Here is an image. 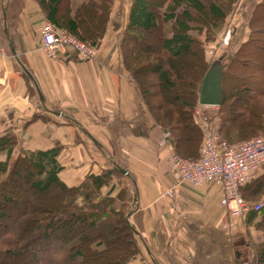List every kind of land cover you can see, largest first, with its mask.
I'll use <instances>...</instances> for the list:
<instances>
[{
  "label": "crops",
  "instance_id": "0c3cea01",
  "mask_svg": "<svg viewBox=\"0 0 264 264\" xmlns=\"http://www.w3.org/2000/svg\"><path fill=\"white\" fill-rule=\"evenodd\" d=\"M85 1L69 0V18ZM132 2H115L97 54L82 61L70 50L52 59L40 49L49 20L38 0H0V141H15L11 156L0 151V161L59 146L60 177L69 187L113 170L101 190L113 197L128 191L127 216L141 250L131 264H258L261 214L254 220L227 214L219 182L174 184L171 138L165 139L168 131L157 124L123 60L120 44ZM262 3L231 2L223 25L226 33L232 29V45L216 47L225 66L249 38L253 12Z\"/></svg>",
  "mask_w": 264,
  "mask_h": 264
},
{
  "label": "trees",
  "instance_id": "16d2710c",
  "mask_svg": "<svg viewBox=\"0 0 264 264\" xmlns=\"http://www.w3.org/2000/svg\"><path fill=\"white\" fill-rule=\"evenodd\" d=\"M38 1L46 12L47 20L57 28L74 33L94 47L100 46L108 27L114 0H86L72 18H69L70 7L68 9L65 5L66 1L70 3L69 0ZM166 1L170 2V5L162 15L160 9L166 5ZM231 2L234 3L235 0H221V3L211 4L204 0L153 2L133 0L130 20L124 31L126 34L120 44L124 63L139 82L149 111L158 125L171 132V145L174 146L175 154L189 160H199L204 148L205 133L199 125L195 112L199 107L202 80L209 67L206 52L200 49L201 42L191 34V31L195 30L193 23L202 21L204 25L211 23L214 27L221 26L231 9L229 7ZM178 10L181 11L177 12ZM262 12H264V3L258 5L253 12L249 38L229 56V62L223 70L222 104L217 109L211 108L216 110L215 116L210 118L211 126L219 129L222 136L231 142L247 134L249 137L264 135V16ZM163 22L173 24L172 28L175 32H172V35H165L164 30L161 29ZM160 29L163 32L158 34L156 40L162 46L157 61L146 67L148 60H141L142 68L139 70V67L136 68L132 63L131 55L138 50H145V53L149 54L152 48L144 41L149 33H156ZM198 30L201 31L202 27ZM191 56L198 58L202 70L201 73L199 71L197 78L194 77V72L185 76L179 66L180 63L188 64ZM145 73H152L158 77L157 88L161 92L163 90L167 92L173 103L166 102L162 93L163 103L154 106L155 103L149 96V89L144 88L142 83L141 75ZM243 91L253 92L250 97H256L252 107L244 103L247 108L241 109L242 98L238 97V92ZM160 106L163 110L167 109L162 117L157 113ZM205 111L208 109L204 110V114ZM252 111L254 114L251 113ZM244 122L246 126L250 124L246 127L247 130H239L243 129ZM236 129L238 134L233 133ZM14 143L15 141L12 142L11 139L0 141V151L6 149L11 156ZM60 152L61 148L55 146L52 149L21 154L13 163L15 164L13 167L9 164L11 157L0 161V177L7 176L0 183V223L7 215L6 206L14 203L8 187L14 180L13 176L20 163L34 171L33 188L38 192L46 193L56 186L60 191L61 200L59 205L35 208L31 216L30 211L23 207L24 217L27 218L23 219L25 221H22L18 230L12 231L0 227V262L13 264L11 261L22 259L24 264H131L141 250L138 246L136 227L126 218L127 189L120 191L117 197L109 194L103 196L101 188L113 179V170H106L100 175L91 173L77 187H69L60 177V173L64 170L63 163L59 161ZM263 191L264 173L257 182L252 179L242 189L243 196L247 200ZM79 197L82 198L81 204L78 203ZM117 200L121 201L120 207L115 204ZM249 214L251 220L261 215L264 218V208L260 212H249ZM39 241L44 244L43 250L48 252V260H40L36 257L41 250L35 247ZM1 247L6 248L1 250ZM258 250L261 257L258 264H264V245L259 246Z\"/></svg>",
  "mask_w": 264,
  "mask_h": 264
},
{
  "label": "built area",
  "instance_id": "2783aa9c",
  "mask_svg": "<svg viewBox=\"0 0 264 264\" xmlns=\"http://www.w3.org/2000/svg\"><path fill=\"white\" fill-rule=\"evenodd\" d=\"M42 34L40 49L52 59H59L70 50L76 52L82 61H87L93 59L98 52L97 47L83 41L74 33L57 28L50 21H47ZM203 106L199 105L195 112L205 133L201 157L199 160H189L177 153L172 154L170 163L174 184L200 186L219 182L223 186L220 201L227 214L235 217L246 216L249 212H260L264 207V200H246L242 189L264 168V135L230 143L202 115ZM169 138L171 133L166 132L165 139Z\"/></svg>",
  "mask_w": 264,
  "mask_h": 264
},
{
  "label": "rangeland",
  "instance_id": "374dc122",
  "mask_svg": "<svg viewBox=\"0 0 264 264\" xmlns=\"http://www.w3.org/2000/svg\"><path fill=\"white\" fill-rule=\"evenodd\" d=\"M16 1L18 3V0H16ZM116 1L118 3H120V4H122L124 7H129L130 2L132 0H114L113 8L115 7V2ZM149 1L153 2L155 0H149ZM204 1H206V3H208V4L215 3V2L216 3H219V2L221 3V0H204ZM4 2L5 1H3V3ZM14 2H15V0H14ZM70 4L71 3H68L67 1L65 3V5L67 6L68 9L70 7ZM13 5H14V3H13ZM169 5H170V2H167L166 5L160 9V13L162 15H163V13L165 12V10L167 9V7ZM229 7H231L230 4H229ZM65 10H66V7H65ZM180 11L181 10H178L177 12H180ZM191 12H195V11L191 10ZM262 14L264 16V12H262ZM225 22H226V19H225V21L223 23H225ZM172 25L171 24H167L165 22L162 23L161 29L164 30L165 35H168V34L172 35V32H175L173 30V28H172ZM227 25L229 26V22L228 21H227ZM218 26L214 27V25L211 24V23H209L207 25H204L202 23V21L201 22H195V23H193V27L195 28V30L191 31V34L196 39H198L201 42L200 49H204L205 52H207V61L209 63V67L214 61H216V57H218V55L220 53V52L217 51V48H216L220 42L225 43L226 46L232 45V43H231V32H232V29L228 28L229 29V33H226V29H225L226 25L224 26L222 24L221 26H219V27ZM222 26H224V27H222ZM201 27H202V30L199 31L198 29L201 28ZM221 27L224 29V33H225L224 35L222 34ZM161 29H160V31L158 30V32H156V33H149L148 34V38L144 41L145 44H147L149 47L152 48V49H150V53L149 54L145 53V50L144 51L143 50H138V51H135L131 55L132 63L136 66V68L139 67V70L142 68L141 60H148L147 61L148 64L145 63L146 67H147V65H150L151 63H154V61H157L156 58L159 56V52L161 51V46L162 45H161V43L159 41L156 40V38L158 37V34L160 32H163ZM216 33L219 34V35H217ZM217 37L220 40V41H218V43H216V38ZM221 38H222V40H221ZM190 59L191 60H189L188 64H186V65H184L182 63L179 64V66L181 67V73H183L185 76H189L190 74H194L195 73L194 77L197 78V75H198L199 71H200V73L202 71L201 68H200V65L198 63V58H196L195 56L194 57L191 56ZM176 66H177V64H176ZM209 67H208V69H209ZM141 78H142V83L144 85V88L149 89V96L151 98V101L153 103H155L154 106L160 105V104L163 103V100L161 99V94L162 93H163V98H164V100H166V102H172V100H170L169 94L167 92H165L164 90L161 92L157 88V84H158V82H157L158 81V77L157 76H154V74H152V73H145L144 75L143 74L141 75ZM239 85H240V83H239ZM252 93L253 92H246V91L245 92L244 91L243 92H238V97L242 98V100L240 102V104L242 106L241 109L247 108L244 105V103H246L248 107H252V104L254 103V100L256 99V97H250ZM263 103H264V101H263ZM161 106H163V105H161ZM161 106H160L159 111H157L159 117H162L163 113L167 111V109L163 110L161 108ZM206 109H208V111H205V114H204V110H206ZM213 109H215V108H213ZM214 113H216V110H212L211 108H205L202 111V115L204 114L205 118L209 119L210 123H211L210 118L211 117L213 118L215 116ZM251 113L254 114L253 111ZM237 122H239V120ZM245 122H247V120ZM245 122H244L243 129H239V130H247L246 127L248 125H250V124H247V126H246ZM166 131H168V130L166 129ZM236 131H237V133H236ZM168 132H170V131H168ZM233 133L234 134H238V130L237 129L234 130ZM221 136H222V134H221ZM222 138H224V137L222 136ZM250 138H253V137H249L248 134H247V135H243V137H241V138H237V139L235 138V140H233L232 142L228 141V140L227 141L230 142V143H235V142L247 141V139H250ZM19 158H20V156L19 157H12V159H11V161L9 163L10 166L13 167V165H15L13 163ZM0 159H4V158H0ZM262 173H264L263 170L260 173H256L254 175L255 177L253 178V180L255 182H257V180L262 176ZM6 177H7L6 175L0 177V183ZM13 178H14V180L9 184L8 191L12 194V198L14 199V203L8 204L6 206L7 207L6 208L7 215H6L5 218H3V220H2L3 222L0 223V227H2V229L8 228V229H11L12 231H14V230H18L19 228H21V224H22L23 219L27 218V217H24L25 216V211H23V207L28 212L30 211L29 214L31 216L35 212V208H40L42 206L49 207V205H54L55 206V205H59L61 203V200L59 198L60 191H58L56 186H54L51 189H49L48 192H46V193L38 192L35 188H33V183H34V179H35L34 178V171L32 172L30 170V168H27L23 163L19 164V166L17 167ZM62 196L64 197L65 195H62ZM252 199H249V200L255 201V202L264 200V191H263V193L257 194ZM78 203H80V204L82 203V198L78 199ZM29 208H30V210H29ZM32 208H33V210H32ZM29 214H28V216H29ZM43 245L44 244H42V241H39V242H37L35 244V247L37 249L41 248V250L38 251V255L36 257L38 259H40V260L41 259L42 260H48L49 255H48V252L43 250V248H44ZM7 247H9V246H7ZM5 248L6 247H1V250H3V249L5 250ZM9 248H7V249H9ZM11 262L13 264L14 263L15 264H24V261L22 259H21V261L13 260ZM0 264H6V263L5 262H0Z\"/></svg>",
  "mask_w": 264,
  "mask_h": 264
},
{
  "label": "water",
  "instance_id": "95a60500",
  "mask_svg": "<svg viewBox=\"0 0 264 264\" xmlns=\"http://www.w3.org/2000/svg\"><path fill=\"white\" fill-rule=\"evenodd\" d=\"M225 69V62L221 59H216L202 80L201 90L199 94V103L201 106L218 107L222 104L224 86H223V70ZM124 173L126 170L122 169ZM127 216L126 218H128ZM129 220V218H128Z\"/></svg>",
  "mask_w": 264,
  "mask_h": 264
}]
</instances>
